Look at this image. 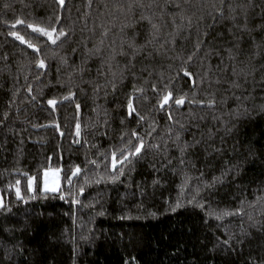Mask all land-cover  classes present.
Listing matches in <instances>:
<instances>
[{
  "label": "trees",
  "instance_id": "16d2710c",
  "mask_svg": "<svg viewBox=\"0 0 264 264\" xmlns=\"http://www.w3.org/2000/svg\"><path fill=\"white\" fill-rule=\"evenodd\" d=\"M0 196V264H264V0H0Z\"/></svg>",
  "mask_w": 264,
  "mask_h": 264
},
{
  "label": "snow or ice",
  "instance_id": "6c2138e0",
  "mask_svg": "<svg viewBox=\"0 0 264 264\" xmlns=\"http://www.w3.org/2000/svg\"><path fill=\"white\" fill-rule=\"evenodd\" d=\"M59 3L61 5H63L64 4V0H59ZM17 23H21L22 24L24 22L22 20H20V21H17ZM28 27L32 28L33 32H38L41 35L47 37V39L50 40L53 45H55L57 43V38L58 37H65V36H67V33L64 32L63 30H61L59 33H56V30L55 29H52L51 31H49V30H47L45 28L36 27V26H33V25H28ZM153 27L155 28L156 26L153 25ZM13 35H15V33H13ZM105 35H106V33H105ZM16 38L22 40V38L19 37V36H17ZM22 42H23V40H22ZM129 46L130 47H134V45H129ZM28 47L29 48H34V45L31 44V43H29L28 44ZM34 50L35 51H39L38 48H34ZM137 51H139V49H137ZM188 59L191 60V57H189ZM38 66L40 68H46V65H45L44 60H40L39 63H38ZM184 74H185V76H190L191 75L187 71H185ZM155 90H156L155 89V86H153V91H155ZM134 91L143 93L144 89L143 88H139V89L134 88ZM65 98H67V97H65ZM140 98H143V97H140ZM134 99H136L135 96H130V98H129L128 102H127L128 114L130 116L132 115V113L136 112V108L134 107V104H133V100ZM158 99L160 101L159 106L161 108H163L165 105H167L169 103L170 100L173 99L172 93L169 91L162 98H158ZM56 103H57V101L54 100V99H51V100L48 101V104H50L52 106H55ZM174 103L176 105H183L184 104V97L181 96V97L176 98L174 100ZM214 103H215V101H211L210 104H209V107H211ZM78 107H79V105H77V108ZM136 114L139 115V113H136ZM140 118L143 119V117H140ZM169 118H171V114H169ZM76 127H77V134H79V127H80L79 124H77ZM132 135L137 136V143L135 144V146L129 148L127 151H125V149L121 148V157H120L119 160H117L115 153L112 154L111 167H112L113 171H115L117 169V165L118 164L124 165L125 161H127L128 163H131L132 160L130 158H134L135 156H138L140 154L141 150L143 149V147H144V140H143V138L139 137L135 132H133ZM79 171H80V169L77 168L76 169V172H79ZM229 171H231L230 168H226L225 169V173H227ZM119 174H123V168L122 167L119 169ZM73 175H75V173H73ZM33 179L34 178H30V180H29V188H31L32 180ZM218 181H219V178H217L215 181H213V185H205V187H212ZM71 183H72V180L69 177L68 184L71 185ZM185 183H187V178L185 180ZM19 184H20V181L17 180L16 181L17 187L15 189V193H16L17 199L23 200L24 198L21 195L20 189L18 187ZM43 186H44L43 190L45 192L57 193L58 190H59V181H58V179H54V180H51L50 181L49 180V174L47 172H45L44 173V179H43ZM82 191H83V189H81V193H82ZM32 198H35V197L33 196ZM59 198L60 199H64V196L61 195ZM24 202L27 203L26 200ZM191 202L192 201H190V203ZM195 205L197 207H200V208H203L204 207V204H203V201L202 200H196L195 201ZM175 207L176 208L181 207V204L179 202H177V204H176ZM172 210L175 211V208H173ZM0 211H6V212H10L11 211V208L5 205L2 196H0ZM102 214L103 213H101V215ZM208 214L209 215H212V216H215V218L219 220V219H222L225 216H228V215H236V214H239V213H230V212H227V211H223V212L217 213L215 211H209ZM153 215H155V214H153ZM222 243L223 244H228V246L231 247V245L229 244L228 241H223Z\"/></svg>",
  "mask_w": 264,
  "mask_h": 264
},
{
  "label": "rangeland",
  "instance_id": "374dc122",
  "mask_svg": "<svg viewBox=\"0 0 264 264\" xmlns=\"http://www.w3.org/2000/svg\"><path fill=\"white\" fill-rule=\"evenodd\" d=\"M45 172H47L49 174V180L50 181L54 180V179H58V181H59V190H60V188H61V171L59 169H51V170H47ZM43 188H44V186L42 187V190H43Z\"/></svg>",
  "mask_w": 264,
  "mask_h": 264
}]
</instances>
